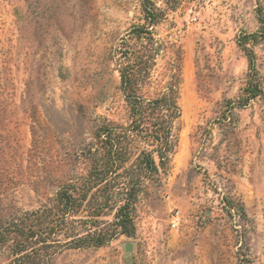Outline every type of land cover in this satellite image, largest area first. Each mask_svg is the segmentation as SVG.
Listing matches in <instances>:
<instances>
[{
	"label": "rangeland",
	"instance_id": "1",
	"mask_svg": "<svg viewBox=\"0 0 264 264\" xmlns=\"http://www.w3.org/2000/svg\"><path fill=\"white\" fill-rule=\"evenodd\" d=\"M142 2L0 0V264L19 249L15 223L27 246L52 243L51 264H264V37L247 36L264 0H151L153 25ZM143 26L160 49L142 91L176 76L181 116L168 169L144 182L122 233L124 187L88 178L105 128L128 121L119 53L146 44ZM247 48L263 94L244 101Z\"/></svg>",
	"mask_w": 264,
	"mask_h": 264
},
{
	"label": "trees",
	"instance_id": "2",
	"mask_svg": "<svg viewBox=\"0 0 264 264\" xmlns=\"http://www.w3.org/2000/svg\"><path fill=\"white\" fill-rule=\"evenodd\" d=\"M257 7L260 29L247 35L253 38L264 37V13L260 5ZM142 9L144 18L150 25H153L162 14L151 0H143ZM134 32L137 34L136 38L140 41L144 39L146 44L141 41L139 47H130L121 51L118 63L120 89L128 108V121L121 127L105 128L103 134L105 144L109 146V149L101 157L95 154L96 152L93 153V163L88 178V181H93L97 185L109 183L112 186L120 184L124 187L123 202L117 212L122 233H130L133 229V205L144 182L156 181L159 173H165L168 169L170 157L177 142L174 129L181 116V109L177 102L179 87L176 76L171 75L164 89L154 97H148L142 91V87L150 79V69L154 65V56L160 49V43L147 26L135 27ZM245 38L243 36L238 40L241 45L246 43ZM245 53L248 70L245 91L247 96L244 101L263 94L257 83L258 71L254 54L248 48ZM141 144L148 147H142ZM131 146L134 150L130 149ZM129 154L133 155V158L128 164ZM60 197L65 199L66 206L70 199L74 200L66 190L60 192ZM54 208L57 209V212L53 213L56 216L55 220L61 224L66 223V213L59 212L60 209L57 206ZM54 208L52 207L49 211L53 212ZM8 228L23 237L16 242L19 249H17L13 264H51L50 255L44 250L52 243L41 240L40 245L27 246L29 238L32 237L31 232L24 236L25 232L18 223ZM4 230L6 231V227ZM46 234L44 230L40 232V236ZM4 237L0 234V240L4 241L6 238ZM85 240V237H78L75 241ZM97 240V244H101L102 239Z\"/></svg>",
	"mask_w": 264,
	"mask_h": 264
},
{
	"label": "water",
	"instance_id": "3",
	"mask_svg": "<svg viewBox=\"0 0 264 264\" xmlns=\"http://www.w3.org/2000/svg\"><path fill=\"white\" fill-rule=\"evenodd\" d=\"M125 249H126V250H130L131 248H130L129 245H127V246L125 247Z\"/></svg>",
	"mask_w": 264,
	"mask_h": 264
}]
</instances>
